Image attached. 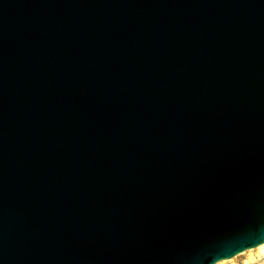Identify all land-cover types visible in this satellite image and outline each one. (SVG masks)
<instances>
[{"label":"water","instance_id":"95a60500","mask_svg":"<svg viewBox=\"0 0 264 264\" xmlns=\"http://www.w3.org/2000/svg\"><path fill=\"white\" fill-rule=\"evenodd\" d=\"M261 244L264 0H0V264Z\"/></svg>","mask_w":264,"mask_h":264},{"label":"rangeland","instance_id":"374dc122","mask_svg":"<svg viewBox=\"0 0 264 264\" xmlns=\"http://www.w3.org/2000/svg\"><path fill=\"white\" fill-rule=\"evenodd\" d=\"M216 264H264V248L260 249L258 246L250 248Z\"/></svg>","mask_w":264,"mask_h":264},{"label":"bare ground","instance_id":"6f19581e","mask_svg":"<svg viewBox=\"0 0 264 264\" xmlns=\"http://www.w3.org/2000/svg\"><path fill=\"white\" fill-rule=\"evenodd\" d=\"M260 246V247H259ZM258 246V248H260V249H263L264 248V244H261V245H259Z\"/></svg>","mask_w":264,"mask_h":264}]
</instances>
